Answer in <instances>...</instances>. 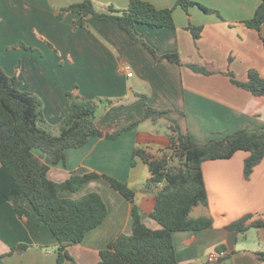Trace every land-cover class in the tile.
Listing matches in <instances>:
<instances>
[{
  "label": "crops",
  "instance_id": "crops-1",
  "mask_svg": "<svg viewBox=\"0 0 264 264\" xmlns=\"http://www.w3.org/2000/svg\"><path fill=\"white\" fill-rule=\"evenodd\" d=\"M84 1L0 0V67L10 76H18L23 91L42 100L45 119L52 128L63 120L66 94L77 86L82 99L97 102V127L112 124L110 132L141 120L150 106L170 110L183 132L201 144L240 130L264 133V98L238 88L227 75L232 72L242 82L251 71L264 76V26L256 31L245 25L261 0H188L196 4L189 13L176 6L179 0H142L158 9L175 7V28L139 26V41L110 22L93 21L75 28L79 17L75 13H66L59 20V10ZM92 1L96 7L119 10L131 2ZM190 24L203 27L199 39L187 30ZM142 41L160 56L179 55L185 64L204 67L212 74L196 73L166 59L158 61ZM146 123L117 140L95 137L80 149L66 151V163L52 166L49 178L56 183L90 173L116 178L137 190L136 203L143 222L159 230L161 226L150 218L154 195L142 190L151 178L149 168L141 160L135 168L131 163L136 147L149 148L158 157L160 150L168 147L169 138L143 131ZM241 152L231 159L203 165L208 204L194 208L190 217H210L213 227L174 234L180 264H264L256 256L264 253V228L244 233L227 229L247 215L264 220V161L246 179L244 162L249 154ZM91 192L102 196L108 216L81 244L68 247L73 261L64 264H98L100 252L110 242L121 233L132 232L131 204L103 178L91 180L76 193L66 191L60 196L76 200ZM26 208L31 215L19 218L11 203L0 204V264H57L54 235L39 224L29 204ZM20 245L28 248L11 254ZM219 247L224 256L211 261Z\"/></svg>",
  "mask_w": 264,
  "mask_h": 264
},
{
  "label": "trees",
  "instance_id": "trees-1",
  "mask_svg": "<svg viewBox=\"0 0 264 264\" xmlns=\"http://www.w3.org/2000/svg\"><path fill=\"white\" fill-rule=\"evenodd\" d=\"M195 5L188 0H179L176 4L188 13ZM174 10L175 7L158 9L150 2L131 0L124 10L108 6L105 11H100L92 0H85L61 9L59 19L66 13L77 14L79 18L75 21V28L85 27L93 21L110 22L133 40L139 41V26L152 30L174 29ZM245 25L256 31L264 26V0H261L254 17L247 20ZM187 30L195 39H199L203 27L190 24ZM142 42L158 61L166 59L179 66H187L196 73L212 74L204 67L185 64L179 55L160 56ZM227 75L238 88L250 92L254 97L264 98V76L260 73L251 71L244 82L237 80L232 72ZM77 92L78 87L75 86L73 91L66 94L64 118L57 127L52 128L45 119L42 100L33 93L23 91L18 76H10L0 67V204L11 203L19 218L31 215L26 208V204H29L39 224L46 225L57 241V264H64L66 260L73 261L68 247L81 244L88 233L101 226L108 216V208L97 192L76 200L62 198L60 194L66 191L76 193L91 180L103 178L131 204L133 224L131 234H119L100 252L98 264H180L174 234L213 227L210 217H190L194 208L208 204L203 165L209 161L231 159L240 151L247 152L249 156L244 162V175L250 179L256 167L264 161V133L240 130L221 140L212 139L201 144L183 132L179 122L171 118L170 110L150 106H147L141 120L110 132L114 125L100 129L95 123L97 102L82 99ZM161 120L168 123V147L160 150L157 157L149 148L138 146L131 163L135 168L137 161L141 160L149 168L151 178L142 190L154 195L155 206L150 218L161 226L159 230H153L143 222L136 203L137 190L116 178L97 173L73 175L63 183L49 178L52 166L66 163V151L84 147L91 138L117 140L145 122L157 125ZM53 131L58 134L54 135ZM251 228H264V220L247 215L227 227L238 233ZM27 248L20 245L11 254ZM222 251V247L217 249L218 253ZM256 256L264 262V253Z\"/></svg>",
  "mask_w": 264,
  "mask_h": 264
},
{
  "label": "rangeland",
  "instance_id": "rangeland-1",
  "mask_svg": "<svg viewBox=\"0 0 264 264\" xmlns=\"http://www.w3.org/2000/svg\"><path fill=\"white\" fill-rule=\"evenodd\" d=\"M108 6H101V5H97V9L100 10V11H105L106 8ZM116 8V7H115ZM118 9V8H117ZM61 10H59L58 12L60 13ZM65 18V16H63L61 19L59 20H63ZM79 18V17H78ZM143 128V131H146V130H150L158 135H161V137H167L168 136V133H169V130H168V123L167 122H160L159 124L157 125H153L151 124L150 122L144 124V126L142 127ZM53 134L54 135H57L58 132L57 131H53ZM241 153H245V152H241ZM200 207V206H199Z\"/></svg>",
  "mask_w": 264,
  "mask_h": 264
},
{
  "label": "built area",
  "instance_id": "built-area-1",
  "mask_svg": "<svg viewBox=\"0 0 264 264\" xmlns=\"http://www.w3.org/2000/svg\"><path fill=\"white\" fill-rule=\"evenodd\" d=\"M128 76L131 77L132 76V73H128ZM224 252H220V253H217V254H214L211 256V261H215L218 257H221V256H224Z\"/></svg>",
  "mask_w": 264,
  "mask_h": 264
}]
</instances>
